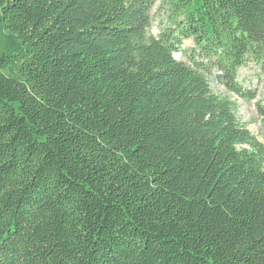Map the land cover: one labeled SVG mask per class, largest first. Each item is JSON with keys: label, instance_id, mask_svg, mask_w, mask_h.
Returning a JSON list of instances; mask_svg holds the SVG:
<instances>
[{"label": "trees", "instance_id": "16d2710c", "mask_svg": "<svg viewBox=\"0 0 264 264\" xmlns=\"http://www.w3.org/2000/svg\"><path fill=\"white\" fill-rule=\"evenodd\" d=\"M157 1L0 0V264H264V0Z\"/></svg>", "mask_w": 264, "mask_h": 264}, {"label": "rangeland", "instance_id": "374dc122", "mask_svg": "<svg viewBox=\"0 0 264 264\" xmlns=\"http://www.w3.org/2000/svg\"><path fill=\"white\" fill-rule=\"evenodd\" d=\"M150 19L148 34L151 36L158 37L164 31L174 29V16L168 0L157 1L150 12ZM192 46L191 40H184V48L189 49ZM174 56L178 60L188 62L179 52H176ZM209 80L212 91L233 103V109L239 122L264 144V116L259 111L260 108H264V63L247 61L238 71L239 83L244 89L256 95L252 100L243 99L227 91L225 86L214 78L209 77Z\"/></svg>", "mask_w": 264, "mask_h": 264}]
</instances>
